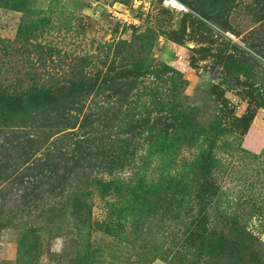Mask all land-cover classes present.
Here are the masks:
<instances>
[{
  "label": "rangeland",
  "instance_id": "374dc122",
  "mask_svg": "<svg viewBox=\"0 0 264 264\" xmlns=\"http://www.w3.org/2000/svg\"><path fill=\"white\" fill-rule=\"evenodd\" d=\"M175 1L0 0V264H264V0Z\"/></svg>",
  "mask_w": 264,
  "mask_h": 264
},
{
  "label": "built area",
  "instance_id": "2783aa9c",
  "mask_svg": "<svg viewBox=\"0 0 264 264\" xmlns=\"http://www.w3.org/2000/svg\"><path fill=\"white\" fill-rule=\"evenodd\" d=\"M162 5L170 10L184 11V8L175 0H162Z\"/></svg>",
  "mask_w": 264,
  "mask_h": 264
},
{
  "label": "trees",
  "instance_id": "16d2710c",
  "mask_svg": "<svg viewBox=\"0 0 264 264\" xmlns=\"http://www.w3.org/2000/svg\"><path fill=\"white\" fill-rule=\"evenodd\" d=\"M169 129H171L172 130V126H169ZM181 130H183V127H181ZM174 141V137H173V139L171 138V140L169 141V142H173ZM110 184H111V182L110 181H107V182H103V187H109L110 186Z\"/></svg>",
  "mask_w": 264,
  "mask_h": 264
}]
</instances>
